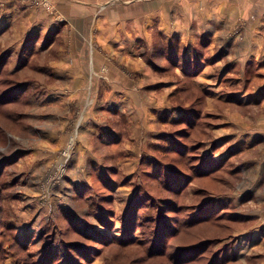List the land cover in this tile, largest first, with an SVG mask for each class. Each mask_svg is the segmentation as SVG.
Returning a JSON list of instances; mask_svg holds the SVG:
<instances>
[{
    "label": "rangeland",
    "instance_id": "1",
    "mask_svg": "<svg viewBox=\"0 0 264 264\" xmlns=\"http://www.w3.org/2000/svg\"><path fill=\"white\" fill-rule=\"evenodd\" d=\"M52 5L0 0V264H264V74L220 67L229 44L264 27L239 18L226 50L159 35L149 16L148 43L130 51L145 84L58 105L63 144L48 153V92L17 73L42 60L17 58L12 23Z\"/></svg>",
    "mask_w": 264,
    "mask_h": 264
},
{
    "label": "crops",
    "instance_id": "2",
    "mask_svg": "<svg viewBox=\"0 0 264 264\" xmlns=\"http://www.w3.org/2000/svg\"><path fill=\"white\" fill-rule=\"evenodd\" d=\"M50 1L54 5L51 16L28 13L26 16L29 18L20 19L17 25L16 22L12 23L13 30L20 37L14 43L19 49L17 58L42 60L38 65L30 62L24 69L20 66L17 73L24 80L37 83L39 86L36 88L48 92L44 95V103L49 106L45 109L49 122L44 130V147L48 153L63 144L62 137L59 138L60 135L54 130L56 123L60 126L64 119L63 112L57 111L58 105L70 107L82 102L87 106L90 99H95L92 91L129 90L138 84H145L140 76L142 67H132V63L137 61L132 60L130 51L132 42L143 39L148 43L151 36L147 28L149 16L156 15L162 19L159 35L178 36L179 40H185L184 32L188 40L209 35L212 44L217 43L218 49L226 50L227 43L223 40L225 33L239 18L249 20L253 28L264 27V0H236L230 7L228 0L203 3V7L197 0L182 3L173 0L171 7L156 3L150 9L147 5L133 8L116 0ZM169 24L170 29L167 28ZM8 26L5 24V27ZM180 26L186 28L179 29ZM1 30L0 36L5 32ZM260 35L254 34L250 40H234L228 45L231 51L223 53L220 58V67H232L234 71L230 70L231 74L236 71L242 73L247 67L258 65L259 74H264V37ZM215 49L213 45L211 56L220 54ZM116 65L122 68H114ZM36 66L44 71H36ZM42 73L44 80L34 82L36 75ZM132 74H139V80L133 78ZM258 120L263 121L264 118Z\"/></svg>",
    "mask_w": 264,
    "mask_h": 264
},
{
    "label": "built area",
    "instance_id": "3",
    "mask_svg": "<svg viewBox=\"0 0 264 264\" xmlns=\"http://www.w3.org/2000/svg\"><path fill=\"white\" fill-rule=\"evenodd\" d=\"M47 10L52 11V7L50 5H47Z\"/></svg>",
    "mask_w": 264,
    "mask_h": 264
},
{
    "label": "trees",
    "instance_id": "4",
    "mask_svg": "<svg viewBox=\"0 0 264 264\" xmlns=\"http://www.w3.org/2000/svg\"><path fill=\"white\" fill-rule=\"evenodd\" d=\"M10 92H7L6 94H9ZM3 93H1V95H2Z\"/></svg>",
    "mask_w": 264,
    "mask_h": 264
}]
</instances>
